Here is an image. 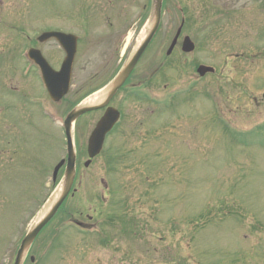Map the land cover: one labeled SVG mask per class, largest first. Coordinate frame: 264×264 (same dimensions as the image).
<instances>
[{"label":"rangeland","instance_id":"rangeland-1","mask_svg":"<svg viewBox=\"0 0 264 264\" xmlns=\"http://www.w3.org/2000/svg\"><path fill=\"white\" fill-rule=\"evenodd\" d=\"M89 1L25 0L13 10V0H9L5 4H1L0 0V72H10V68L14 67V65L8 64L9 59H12L16 68L23 66V60L21 62L19 58L20 51L26 42L17 39L13 31H9L10 26L25 27L30 40L33 41L40 30L56 26L79 35L78 55L73 68V86L64 101L68 97L74 99L76 97L74 93L78 87V93H83L82 91L89 83L87 79L93 77L94 73L96 79L103 78V81H106L118 66L121 56L116 55L114 48L111 51L105 50L101 42L102 38H100V35L104 34V22L100 21L94 25L97 23L95 20L86 21L88 11H93L88 4ZM172 1L175 0H170L169 4L174 5ZM115 11L121 10L115 9ZM129 11L135 10L130 8ZM180 17L179 11H166L162 17L159 31L140 61L138 71L149 68L151 72V69H154L155 81L160 78H157V74H162L163 79L159 80L160 90L157 93V96L161 98L165 96L162 85L167 82L172 86L171 81H165L164 73L170 70V67L175 66L180 68V70L177 69V78H175L177 85L187 83L192 93H195L200 86L203 92L209 91L210 95L192 98L191 101L194 100L190 105L182 106L181 104L178 108H173L172 113L175 110H186L176 115L167 116L164 123H167L168 126L164 134L144 141L141 151L156 150L159 152L157 157L163 156L159 163L155 162L154 168L150 172L145 166L147 165L145 161H143L144 166H137L135 173L121 171L125 163L129 162L130 166H134L136 163L135 159L123 160L122 153L130 154L136 145L135 139L133 137L129 139L130 134L125 133L123 128L133 127L135 119H140L146 114V104L131 103L128 107L125 104L124 124L118 127L107 140L109 154L104 153L96 158L88 168L82 166V162L86 158L83 150L88 133L95 123L94 113L77 121L74 124V142L77 146V153L81 155H79L80 169L73 185L74 192L67 198L62 213L59 214L51 228L44 232L38 241L39 244L34 255L36 254L40 259L39 264H132V261L123 258V256L130 255L127 252L129 249L127 240H124L117 250L108 252L100 245V242L89 234L75 236L74 240V228L68 224L69 214L77 219L87 221L86 213H91L89 208L91 206L98 207L94 198L100 197L103 183L108 184V181L112 183V180L116 184L119 183L115 184L116 190L123 188L128 191L123 200L118 197L119 199L115 201H127L130 197L131 199L139 198V203L147 202L146 191H150L149 195L152 194L151 199H154L155 202L164 201V205L157 204L153 207L156 217L153 219L158 221V224L151 223L150 230L155 227L159 229L160 225L174 221L171 218L172 215L177 221V227L187 228L186 222L189 219H194L200 214L204 217L222 204L240 206L247 211L248 215L251 212L255 215V226H258L257 222L260 220L264 222V131L257 133L256 129L264 126V103L261 102L264 90V13L261 10L252 12L251 28L247 31L246 40L240 41L246 44L236 42L234 46L223 41L216 42L215 34L211 30L202 32L196 28V24L192 23L187 26L185 32L181 33L178 43L183 35L188 34L198 45V51L185 55L177 45L173 54L166 58L165 51L179 25ZM183 17L185 18V15ZM94 27L96 29L92 31ZM133 29L130 30L127 40L130 46L136 40L135 35H132ZM234 35L243 38L241 33L235 32ZM89 36L92 39L96 37V42L92 45L89 43ZM38 46L46 52L52 64H55L60 56L62 57L61 52L52 41L45 45L38 44ZM245 48L249 50L251 57L255 58L251 63L252 67L257 64L252 72H248L247 76L243 70V67L249 65L243 63L247 60L233 59L232 57L234 53L242 54ZM257 50L261 54L254 56ZM110 54H112V59L107 57ZM200 62L216 66L220 69V73L212 78H203L197 82V86H194L191 77L195 70L190 71V69L191 65L193 68L195 63ZM169 76L172 77V73H169ZM83 82L85 83L81 84ZM91 86L97 85L91 84ZM172 88L175 89V85ZM211 97H213L216 107H212ZM200 100L204 102H200ZM215 110L218 113L217 119L209 118L204 121L209 126H203L201 118L192 119L190 117L195 114L199 116L201 113L210 115ZM59 111L62 120L66 108L60 106ZM159 118L160 121L154 120L155 123L150 127L157 130V125H159L163 128L161 119L164 118ZM199 127L203 131V135L199 136L201 141H198L196 134ZM58 128L55 122H48L46 119H34L31 123L22 126L23 137L20 138V142L25 144L27 155L22 158L24 164L21 166V175L13 178L6 185L9 203L15 208H21V212L10 215L9 211L5 217L0 218V264H10L12 251L17 243L15 239L19 238L34 220L31 221L29 217L34 213L43 197V192H41L34 204L36 192L42 191L40 177L43 168V184L45 187L48 186V188H44V199L54 190L53 185L50 184L52 170L46 165L54 163L58 157L61 158L66 154L62 127L60 130ZM114 141H116L115 147L113 145L115 143H111ZM141 142L139 140L138 145ZM243 144L245 145L243 146ZM205 148L208 149L207 154L204 153ZM112 154L119 155L112 156V169H109L107 160ZM214 157L215 160L211 159ZM183 164H186L190 173L188 179L194 177L196 180L189 181L188 187L181 190L177 201L182 204L171 203L167 198L177 192L173 191L174 185L177 184L176 179L181 178L178 176ZM172 166H175L176 170L175 167L172 169ZM152 170H154L153 173ZM137 172L140 175H137ZM60 175L61 173H59ZM1 179L0 176V181ZM148 180L151 183V188ZM1 182L0 204L6 201V188ZM30 186L38 187V189ZM228 191H230L229 195ZM29 194H31V201H28ZM234 198L237 203L234 202ZM102 215H97L94 218L97 219L96 222L94 219L88 221L90 224L94 222L92 224L94 229L99 228L101 224L99 217ZM225 218L226 216L222 213L213 219L214 221H224ZM27 219H29L28 223ZM236 222L235 217H231L222 222L223 224L212 227L211 231L206 232L203 235L201 250H194L197 258L190 257L188 264H197L200 261L199 258H203L208 263L218 261L223 264H264V231L255 232L252 229L248 232V229L240 227ZM196 228V225L191 226L190 231L193 232ZM145 232L144 237L151 242L150 246L153 248L152 243L154 244L156 237H161V235L160 233L148 234L147 229ZM55 233L58 235L59 243L63 240L65 243L68 242L66 246L57 245V241L53 240ZM177 238L176 234L174 236L166 234V237L162 238L158 244L173 241L170 253L178 252L181 256H186L189 251L185 250V244H181V249L175 248ZM206 248L215 254L213 258L205 256ZM151 257L152 255L149 253L147 262L136 258L133 264H155ZM227 257L230 262L226 260Z\"/></svg>","mask_w":264,"mask_h":264},{"label":"water","instance_id":"water-1","mask_svg":"<svg viewBox=\"0 0 264 264\" xmlns=\"http://www.w3.org/2000/svg\"><path fill=\"white\" fill-rule=\"evenodd\" d=\"M160 9H161V0H153V10L150 17V28L147 32L146 37L141 42L140 46L137 48V50L132 55L131 59L128 61V63L124 66L122 71L119 73V75L112 81L110 85V89L108 93L104 97V102L100 105H81L73 110H71L67 117L64 120L65 124V133L67 137V145H68V159H67V167L65 170V179H64V185L63 190L57 199V201L53 204V206L49 209V211L44 215V217L28 232V234L23 239L20 248L17 253V257L14 264H20L21 259L25 251L27 250L30 242L35 237L37 232L41 229V227L49 220V218L53 215L58 205L62 202L64 197L66 196L70 185L73 180L74 176V152L72 147V140H71V124L72 122L80 116L82 113L98 108L102 105H104L109 98L113 95V93L117 90V88L122 84V82L127 77L128 73L134 66L135 62L139 58L140 54L146 47L147 43L149 42L150 38L152 37L153 33L155 32L160 19ZM53 35L57 37L60 40V43L62 44L63 48L66 51V57L63 60L61 69L59 72H52L49 67L46 65V63L43 61V59L40 57L39 53L36 51H31V57L34 58V60L38 63H40L44 68V74L45 75V82L46 86L48 88V91L50 92V95L54 99H59L67 90L68 84H69V78H70V72H71V66L73 62V57L76 50V38L73 35L70 34H63V33H57V32H50L46 33L44 37ZM177 35L173 39L169 49L168 53L171 51L172 47L174 46L176 42ZM183 49L184 50H190L192 49V44L189 41L188 38H185L183 42ZM201 69V68H200ZM202 69L208 70L206 67H202ZM47 72V73H46ZM118 118V112L116 109L112 107H108L104 115L101 117V119L97 122L95 128L93 129L89 140H88V153L89 156L92 157L96 153L99 152L101 149L104 136L107 131L110 130L114 122ZM87 164V162H86Z\"/></svg>","mask_w":264,"mask_h":264},{"label":"trees","instance_id":"trees-1","mask_svg":"<svg viewBox=\"0 0 264 264\" xmlns=\"http://www.w3.org/2000/svg\"><path fill=\"white\" fill-rule=\"evenodd\" d=\"M201 218L202 215L200 214L194 219H189L186 222V225L188 227L184 229L177 227L176 223L172 222L170 227L168 226L166 229H158L155 227L150 230L148 219L140 220L137 219L134 215L133 217L119 215V217L111 218L108 222L103 223L100 229H96L95 231L88 234L89 236H92L96 241L100 242V245H102L105 250L115 251L124 240H127L129 245V249H127V252H129L130 255L123 256V258L124 260L127 259L130 262L132 261V264L135 262L136 258L137 260L141 258L143 262H147V259H149V253H151L152 255L151 260L154 259V261L159 259L163 263H165L164 261L166 260L167 262L172 261L175 264H188L191 259L189 256L186 258V256H181V254H179L178 252L174 254L164 253L161 249L158 248V243L162 241V238L166 237V234H170V236L179 234L180 237H187L188 239H191L192 232L190 231V227L192 225L197 226L196 223L200 221ZM152 224L156 225L155 222ZM117 225L119 226L117 227ZM145 229H147L148 232H152L153 235H156V233H160L161 235V237H156V242L153 245V249H151L150 246L151 242L147 240L143 234H140L142 231H145ZM81 236H83V234ZM175 248L180 249L179 242H175Z\"/></svg>","mask_w":264,"mask_h":264},{"label":"flooded vegetation","instance_id":"flooded-vegetation-1","mask_svg":"<svg viewBox=\"0 0 264 264\" xmlns=\"http://www.w3.org/2000/svg\"><path fill=\"white\" fill-rule=\"evenodd\" d=\"M119 2H121V1H125V0H118ZM106 4H109V5H112V4H114L113 3V0H107L106 1ZM103 12H110V11H100V13H103ZM105 16H106V19L109 21V23H110V25L111 26H114V23H113V21H111V17L110 16H108V14L106 13L105 14ZM117 18L119 19V20H117V26H120L121 28L122 27H124V26H126L127 24H130V26H132L133 24H134V20L136 19L137 20V22L139 21V19H140V16H139V14L137 13V14H133V13H131V14H129V12L128 11H121V13H120V15H117ZM124 18L126 19V21L125 22H123V20H124ZM121 19V20H120ZM137 24V23H136ZM135 24V25H136ZM123 30H120V29H118V28H116V30H115V32L114 33H112V34H107V35H105V37H104V39H103V41H104V43L107 45V46H111L113 43L115 44V45H117L118 46V48L120 47V45L122 44V42H123V39H124V35H123ZM35 77V75L34 74H32V79ZM35 79V81L37 80L36 78H34ZM14 80V78L13 77H11L10 78V82H9V86L11 87V88H13V89H15V90H17L18 88H19V86L17 85V82H14L13 81ZM129 80H130V78H129ZM129 80L127 81V84L129 83ZM31 84L33 85L34 83H33V81L31 82ZM126 84V85H127ZM34 85H36V84H34ZM35 91H36V93L37 94H39V91L40 90H38V86L36 85V87H35ZM32 95V96H29L27 93L24 95V97H25V104H29L28 103V101L30 100H32L35 104H36V106H35V111H36V113L38 114L39 113V109L41 108L40 107V105H41V100L42 99H40V95ZM33 98H36V99H34L33 100ZM5 128H7L8 129V134L11 136V134H13L14 133V130H13V128H14V124H12L11 125V122L9 123V124H7L6 126H5ZM7 144H10V141L8 140L7 141Z\"/></svg>","mask_w":264,"mask_h":264},{"label":"bare ground","instance_id":"bare-ground-1","mask_svg":"<svg viewBox=\"0 0 264 264\" xmlns=\"http://www.w3.org/2000/svg\"><path fill=\"white\" fill-rule=\"evenodd\" d=\"M100 95H101V96H103V95H104V94L102 93V91H101Z\"/></svg>","mask_w":264,"mask_h":264}]
</instances>
